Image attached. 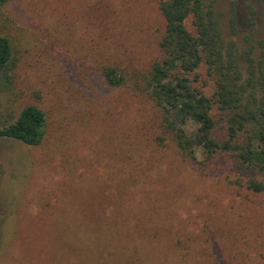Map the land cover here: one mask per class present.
Returning <instances> with one entry per match:
<instances>
[{"label": "rangeland", "instance_id": "374dc122", "mask_svg": "<svg viewBox=\"0 0 264 264\" xmlns=\"http://www.w3.org/2000/svg\"><path fill=\"white\" fill-rule=\"evenodd\" d=\"M228 1L216 0L226 39ZM249 2L264 38V0H236L240 45ZM162 33L154 0L2 7L12 56L0 119L32 104L46 130L37 146L0 138V264H264V191L236 183L228 159L199 166L155 141L159 112L133 87L161 58ZM104 66L126 83L108 87Z\"/></svg>", "mask_w": 264, "mask_h": 264}, {"label": "trees", "instance_id": "16d2710c", "mask_svg": "<svg viewBox=\"0 0 264 264\" xmlns=\"http://www.w3.org/2000/svg\"><path fill=\"white\" fill-rule=\"evenodd\" d=\"M8 0H0V11ZM163 20L158 42L161 58L135 83L159 112L164 147L170 140L182 158L205 166L216 157L228 159L236 183L253 193L264 191V38L257 39L255 10L247 4V33L241 45L237 35L236 0H229L228 31L224 37L216 0H154ZM191 26V30L187 24ZM11 45L0 35V79L8 81ZM212 84L207 96L195 86L200 69ZM100 75L108 87L126 83L125 74L104 66ZM202 83V88L207 87ZM46 117L36 105L0 119V138L28 146L39 145ZM141 229L135 230L139 232Z\"/></svg>", "mask_w": 264, "mask_h": 264}]
</instances>
